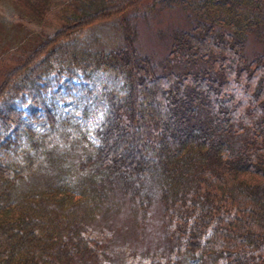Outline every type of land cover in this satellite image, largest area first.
I'll list each match as a JSON object with an SVG mask.
<instances>
[{
  "label": "trees",
  "instance_id": "obj_1",
  "mask_svg": "<svg viewBox=\"0 0 264 264\" xmlns=\"http://www.w3.org/2000/svg\"><path fill=\"white\" fill-rule=\"evenodd\" d=\"M27 1L43 40L0 53V124L15 121L11 101L26 90L50 122L41 132L20 120L25 143L0 154V264H107L112 244L95 222L123 205L145 217L155 195L172 264H264V54L248 53L250 40L264 45V0H161L188 26L159 60L139 48L128 14L151 0ZM112 18L121 46L79 39ZM79 72L106 75L108 103L94 138L77 128L66 143L73 119L48 92Z\"/></svg>",
  "mask_w": 264,
  "mask_h": 264
},
{
  "label": "rangeland",
  "instance_id": "obj_2",
  "mask_svg": "<svg viewBox=\"0 0 264 264\" xmlns=\"http://www.w3.org/2000/svg\"><path fill=\"white\" fill-rule=\"evenodd\" d=\"M27 3V0H0V53L23 51L29 54L30 50L43 40L39 34L43 33L42 29L39 32L38 28H32L33 25L28 24L31 15L23 14L31 12V8H24ZM148 3L152 6L128 14L129 17L137 15L138 18L136 22L139 48L159 60L169 51L172 30L187 27L188 20L182 11L168 8L165 1L151 0ZM52 24L54 29L60 27L57 19H54ZM79 39H84L86 46L98 52L119 47L124 42L121 18L99 22L88 28ZM248 53L251 57L264 54V45L250 40ZM57 79L52 82V89L48 93L55 91L53 96L57 104L56 111L73 119L72 123H64L65 126L68 125L65 128L68 134L62 135L61 139L69 143L74 135L79 137L77 128L83 129L94 138L93 129L108 103L103 95L108 86L106 75L98 72L91 78H85L84 74L79 72L77 76L62 74L59 80ZM2 80L0 69V84ZM89 98H92V102L85 111L83 106ZM11 104L16 108L15 121L10 126L0 124V154L5 151L14 154L25 143L26 136L20 133V120L27 121L41 132L48 130L50 122L39 96L32 90L21 92ZM85 112L88 115L86 117ZM80 120L82 121L79 124ZM57 133L54 131L52 137ZM94 231L102 233L112 244L111 258L107 264H172L176 256L177 251L170 246L168 240L169 232L165 226L163 206L157 195L153 198L145 217L138 210L123 205L103 214L95 222Z\"/></svg>",
  "mask_w": 264,
  "mask_h": 264
}]
</instances>
